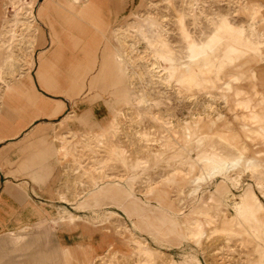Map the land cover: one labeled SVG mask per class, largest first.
Wrapping results in <instances>:
<instances>
[{"label": "rangeland", "instance_id": "374dc122", "mask_svg": "<svg viewBox=\"0 0 264 264\" xmlns=\"http://www.w3.org/2000/svg\"><path fill=\"white\" fill-rule=\"evenodd\" d=\"M33 5L0 0V111L8 82L34 77L48 45ZM116 11V73L85 87L107 118L63 138L71 168L57 200L70 206L0 235V264H264V121L251 119L257 104L264 117V0H123ZM219 25L238 51L194 63ZM172 64L193 76L169 77ZM238 72L243 82L228 79Z\"/></svg>", "mask_w": 264, "mask_h": 264}, {"label": "crops", "instance_id": "0c3cea01", "mask_svg": "<svg viewBox=\"0 0 264 264\" xmlns=\"http://www.w3.org/2000/svg\"><path fill=\"white\" fill-rule=\"evenodd\" d=\"M32 1L38 25L34 37L41 26L48 45L40 52L37 74L33 77L26 71L17 75L8 82L3 95L0 235L46 220L59 203L70 206L57 200L64 196L63 179H68L71 168L63 138L83 135L87 116L98 123L107 118L106 102L95 98V93L86 97L85 87H94L101 72L116 73V48L111 40L119 28H124L115 27L120 14L116 7L123 0ZM2 21L0 10V24ZM86 75L93 76L85 79ZM68 126L77 132H62ZM67 220L68 214L61 222ZM62 232L64 247L78 246L68 243L72 234Z\"/></svg>", "mask_w": 264, "mask_h": 264}, {"label": "bare ground", "instance_id": "6f19581e", "mask_svg": "<svg viewBox=\"0 0 264 264\" xmlns=\"http://www.w3.org/2000/svg\"><path fill=\"white\" fill-rule=\"evenodd\" d=\"M29 1V0H28ZM31 10H32V6H31ZM31 15H33V11H31L30 13ZM21 19V18H20ZM23 19V18H22ZM23 23V22H22ZM29 26V25H28ZM16 27V26H15ZM32 26L29 27V29L31 28ZM145 29V28H144ZM232 27L231 26H221L219 25L216 29V32H215V35L216 36H219V40L218 41H215L214 38H210V42L207 44V46L205 48H201V54H199L198 56H195L194 57V63L198 62V59L199 58H203L205 60H211V59H217V54L221 51L222 48H228L229 51L231 53H234L236 51H238V49H236L235 46H233L230 42L229 39H227L225 36H224V33L225 31L227 30H231ZM16 31V30H15ZM15 33V32H14ZM163 43V42H162ZM150 44V43H149ZM261 46V45H260ZM156 51H155V54L157 55H160V51L162 48H161V44H157L156 45ZM241 49H245L246 48V45L245 44H242V46L240 47ZM165 49V48H164ZM172 61L173 63V60H170ZM220 64H219V73H222L224 72L228 65H233L234 62H235V59L233 57H227L225 59H222L219 61ZM240 69V67H238V70ZM193 66L190 65V64H186V65H183L182 67L180 66H177L175 64H172V66L170 67L168 73H169V77H173L174 76H179L181 79H185V78H188L190 76H193ZM161 72V71H160ZM246 77V74L244 73H241V72H238V73H231V74H228V79L232 82H243V80L245 79ZM245 91H242L238 94L237 97H242L244 96ZM240 100V99H239ZM251 103H252V99L249 100L248 104L251 106ZM248 105V106H249ZM251 112L253 113V116L251 117V119L256 122V123H260L262 121H264V117L263 115L261 114L260 112V105H255L254 107H251ZM203 142V141H202ZM211 161V160H210ZM216 163V162H215ZM249 164H254V160L252 158L249 159ZM212 164H213V161H212ZM218 164V163H216ZM221 165V164H220ZM213 166V165H212ZM216 166V165H214ZM218 166V165H217ZM229 167V166H228ZM213 168V167H212ZM215 168V167H214ZM221 170V169H219ZM220 172L216 169L214 170L213 172V175L212 177H215L217 175H219ZM209 176V175H208ZM210 177V176H209ZM211 177V178H212ZM208 179V178H207ZM102 258V257H101ZM98 259V258H97ZM97 261V260H96Z\"/></svg>", "mask_w": 264, "mask_h": 264}]
</instances>
